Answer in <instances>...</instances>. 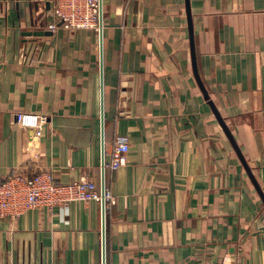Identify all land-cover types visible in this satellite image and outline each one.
<instances>
[{"label": "crops", "instance_id": "0c3cea01", "mask_svg": "<svg viewBox=\"0 0 264 264\" xmlns=\"http://www.w3.org/2000/svg\"><path fill=\"white\" fill-rule=\"evenodd\" d=\"M54 0H0V183L13 169L58 184H102L119 135L128 162L107 170L106 264H264V0H103L100 38L56 32ZM33 32H43L35 36ZM45 117L40 139L18 114ZM96 201L0 218V264H103Z\"/></svg>", "mask_w": 264, "mask_h": 264}, {"label": "built area", "instance_id": "2783aa9c", "mask_svg": "<svg viewBox=\"0 0 264 264\" xmlns=\"http://www.w3.org/2000/svg\"><path fill=\"white\" fill-rule=\"evenodd\" d=\"M101 7V0H54L50 13L53 20L46 18L44 24L53 32L63 27L69 30L91 29L99 35ZM18 121L22 127L35 130V144H37L42 134L45 117L33 113H20ZM129 150V136H117L110 153V160L106 161L105 157V172L125 166L128 162ZM78 201L98 202L102 208V217L105 211L107 220V213L116 203V197L107 183L103 188L101 182L86 177L68 184H58L50 170L28 175L13 169L0 183V218L2 219L15 221L30 210L43 208L53 210Z\"/></svg>", "mask_w": 264, "mask_h": 264}, {"label": "water", "instance_id": "95a60500", "mask_svg": "<svg viewBox=\"0 0 264 264\" xmlns=\"http://www.w3.org/2000/svg\"><path fill=\"white\" fill-rule=\"evenodd\" d=\"M101 29H100V34H99V38H100V69H101V86H102V130H103V136H104V124H105V119H104V99H103V95H104V54H103V50H104V15H103V0H101ZM186 9H187V16H188V24H189V32H190V42H191V51H192V59H193V67H194V72L196 75V78L204 92V95L206 97L207 100H209V95L208 92L206 91L199 73H198V69L196 66V54H195V45H194V28H193V18H192V13H191V6H190V0H186ZM32 35L35 36H40L43 35V32H33ZM209 104L212 107L213 112L215 113L218 121L220 122V124L222 125V127L224 128L226 134L228 135L229 139L231 140L235 150L237 151L240 159L242 160L245 169L247 170V172L249 173V175L251 176V178L254 180L255 184H256V188L258 189L259 193L261 194L263 201H264V195L262 194L260 187L258 185V183L256 182V180L254 179L253 175H252V170L250 169V167L247 164V161L245 160L244 156L242 155L239 147L237 146V144L235 143V140L233 138V136L231 135L230 131L228 130L224 120L222 119V117L220 116L217 108L214 106L213 102L209 100ZM102 187L104 188L105 183H106V172H105V146H104V141H103V160H102ZM102 250H103V264H106V213L105 211H103V225H102Z\"/></svg>", "mask_w": 264, "mask_h": 264}]
</instances>
